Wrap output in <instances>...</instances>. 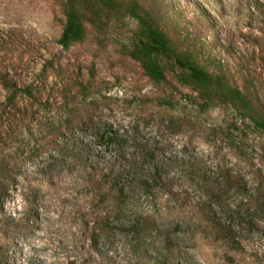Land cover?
Masks as SVG:
<instances>
[{
  "label": "rangeland",
  "instance_id": "rangeland-1",
  "mask_svg": "<svg viewBox=\"0 0 264 264\" xmlns=\"http://www.w3.org/2000/svg\"><path fill=\"white\" fill-rule=\"evenodd\" d=\"M139 1L264 106V0ZM63 26L54 0H0L2 66L42 93L14 110L0 86V160L36 149L12 165L0 264H264V135L171 72L149 79L117 43L135 20L67 51Z\"/></svg>",
  "mask_w": 264,
  "mask_h": 264
},
{
  "label": "trees",
  "instance_id": "trees-1",
  "mask_svg": "<svg viewBox=\"0 0 264 264\" xmlns=\"http://www.w3.org/2000/svg\"><path fill=\"white\" fill-rule=\"evenodd\" d=\"M59 4L64 16V26L59 45L67 51L75 45L83 44L88 36V28H92L105 39L122 35L128 21H136L137 27L128 44L117 40L123 55L139 63L145 75L156 83L167 80L171 72L178 82L190 88L197 94L202 108H212L218 105H230L244 118H248L264 135V106L249 91L238 88L221 69L211 72L197 61L191 51H181L175 42L161 28L153 12L146 9L139 0H54ZM1 45H4L2 42ZM0 86L6 92L8 107L16 110L20 96L26 95L39 102L42 96L40 90L20 88L12 77L11 71L2 66L0 61ZM72 91L69 92L71 94ZM37 94V95H36ZM72 113V112H71ZM55 134V135H53ZM58 137L56 132L43 134L42 142H37L38 148L51 145ZM102 139L112 141L110 133H104ZM44 143V144H43ZM36 149L23 154L0 160V210L8 194L9 180L14 173L16 163L36 156ZM111 230L108 228L106 232Z\"/></svg>",
  "mask_w": 264,
  "mask_h": 264
}]
</instances>
